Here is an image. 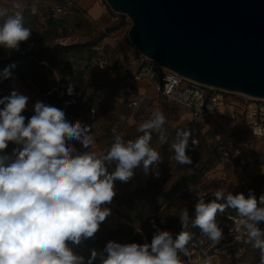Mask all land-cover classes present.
Returning a JSON list of instances; mask_svg holds the SVG:
<instances>
[{
  "label": "clouds",
  "instance_id": "1",
  "mask_svg": "<svg viewBox=\"0 0 264 264\" xmlns=\"http://www.w3.org/2000/svg\"><path fill=\"white\" fill-rule=\"evenodd\" d=\"M22 7L20 0L13 3L16 11L11 13L0 7V46L9 54L19 51L20 43L28 41L32 33L24 25L19 11ZM31 12L36 14L37 8L33 6ZM14 67L5 68L0 79L10 78ZM67 91L72 95L71 84ZM27 103L28 97L17 91L0 98V153L9 142L18 146L11 155L0 154V264H93L98 255L95 250L85 261L70 243L79 245L93 238L111 215L106 205L116 195L114 181H129L141 165L148 174L150 166L161 160L150 141L156 133L161 145L168 142L166 117L157 109L137 126L143 135L135 140L125 141L113 128L110 147L100 152L85 151L82 149L94 144L91 126L69 122L63 110L39 101L26 124L22 112ZM190 135L189 130L178 128L170 144L178 164H192L186 154ZM76 143L81 150L76 149ZM112 165L115 167L110 172ZM261 172L264 174V168ZM189 191L196 195L195 218L190 221L187 208L181 210L183 230L175 239L171 232L156 228L151 243L109 241L104 248L106 257L100 254V264H184L178 252L188 255L186 246L192 239L189 224L198 226L203 238L218 244L223 229L216 216L227 208L236 210L238 224L246 232L245 243L259 250V264H264V231L258 227L264 221V194L258 203L251 189L247 196L225 195L223 189H217L212 193L215 199L206 203L198 187L190 185ZM136 231L142 235L139 227Z\"/></svg>",
  "mask_w": 264,
  "mask_h": 264
},
{
  "label": "rangeland",
  "instance_id": "2",
  "mask_svg": "<svg viewBox=\"0 0 264 264\" xmlns=\"http://www.w3.org/2000/svg\"><path fill=\"white\" fill-rule=\"evenodd\" d=\"M72 1L79 6L76 0ZM99 1L105 5L106 10L97 19L81 9L58 11V7L63 5L65 0H20L23 7L19 9L27 20L26 27L32 30L31 34L36 39L35 44L27 42L24 45L26 50L55 44L65 46L96 42L91 63L85 55L75 51L71 54L61 51L60 55L64 53L63 55L66 54L70 59H57V63H62L59 67L65 64L73 65V75L83 72L82 82H72L82 101L88 96L93 97V101L87 105L90 106L86 113L77 119L82 124L91 126V134L94 137V144L89 149L82 150L103 151L114 141L113 128L124 138L127 134L137 132V126L157 109L166 117L164 127L167 130L168 142L161 145L158 139L156 143V149L163 151L161 160L150 166L148 174L144 173L142 165L138 166L135 184L127 185L128 181L122 182L118 179L114 181V189L118 187L119 190L113 201L106 205L111 209V215L101 223L95 236L89 238L94 246L84 240L79 245L70 243L73 251L85 257V261L95 250L98 255L93 264H100V254L106 257L104 252L96 250L98 247L94 242L104 246L109 241L151 243L156 228L171 232L175 239L183 230L179 218L181 210L187 208L191 221L195 218L197 202L196 195L189 191V186L166 201L160 200V194L169 192L179 180L198 187L199 192L204 194L206 203L215 199L212 193L217 189H223L225 195L232 192L233 195L244 193L245 196L251 189L258 203L260 195L264 194V174L261 172L264 168V137H253L251 130L240 122L245 97L242 94H228L226 104L235 107L236 111L231 114L232 107L223 106L219 110L231 109L230 116L221 115L219 112L216 118L202 121L193 119L186 109L167 102L157 95L153 83L148 78H132L139 51L129 39L131 19L125 14L114 12L105 0ZM15 2L16 0H0V7L8 8L11 13L16 11L12 8ZM33 6L37 8L36 14L31 12ZM14 52L15 50L9 54L8 50L0 46L2 57L10 56ZM69 73L70 69H64L63 75L59 77L58 83L63 87L68 86V81L72 79ZM10 84L18 93L28 97L26 108L34 111V105L38 101L50 105L47 93L40 91L31 80L14 78ZM133 99H137L139 104L130 107L129 103ZM125 103L130 108V115L127 117L121 116L122 105ZM117 115L119 116L116 119ZM108 126L109 131H104ZM178 128L191 132L186 149V154L192 159L190 165L178 164L172 158L174 150L170 148V144L175 139ZM193 140L195 144L192 143ZM225 144L239 150V155L231 162L226 161L224 157L222 146ZM74 146L78 151L81 150L79 143ZM11 153L5 149L4 153L0 154ZM114 167L115 165H112L109 171ZM243 181L246 186L242 184ZM135 203L137 207L134 209ZM156 206H160V209H155ZM223 213L226 214L224 219L218 222L223 233H230L231 229L236 231V227L240 226L237 213ZM138 214L140 217L136 221L129 219ZM137 227L141 229L142 235L136 231ZM197 227L189 224L188 231L192 237ZM261 230L264 231V228ZM245 240L246 237L243 242H236L234 246L232 242H227L222 248L236 249L240 244L243 252L238 264H258L259 250L245 243Z\"/></svg>",
  "mask_w": 264,
  "mask_h": 264
},
{
  "label": "water",
  "instance_id": "3",
  "mask_svg": "<svg viewBox=\"0 0 264 264\" xmlns=\"http://www.w3.org/2000/svg\"><path fill=\"white\" fill-rule=\"evenodd\" d=\"M130 42L203 85L264 99V0H105Z\"/></svg>",
  "mask_w": 264,
  "mask_h": 264
},
{
  "label": "built area",
  "instance_id": "4",
  "mask_svg": "<svg viewBox=\"0 0 264 264\" xmlns=\"http://www.w3.org/2000/svg\"><path fill=\"white\" fill-rule=\"evenodd\" d=\"M68 9L77 8L72 0H65V7ZM58 7V11L64 10ZM103 66V65H101ZM142 77L148 78L154 85L157 95L167 102H171L180 108L187 109L195 120H205L216 118L219 115V106L228 101L226 90L212 88L194 80L188 79L177 72L159 65L156 61L138 52L136 58V68L132 72V78L138 80ZM238 94V93H235ZM245 101L240 116V122L246 125L252 132L253 137H264V99L243 95ZM139 101L133 99L129 106H137ZM220 139V137H218ZM189 146V145H188ZM226 161L231 162L239 154V150L230 144L222 146ZM242 184L246 186V182ZM225 213H217V221H222ZM231 219L233 217L229 216ZM245 231L241 226L236 227V231L224 232L223 239L218 244L203 238L202 230L199 229L194 239L186 246L188 255L178 252L184 264H200L201 261L210 260L211 264H238V259L242 255L243 248L239 244L238 248H222L227 242L233 246L236 242H243ZM228 243V244H229ZM259 264V262H258Z\"/></svg>",
  "mask_w": 264,
  "mask_h": 264
},
{
  "label": "trees",
  "instance_id": "5",
  "mask_svg": "<svg viewBox=\"0 0 264 264\" xmlns=\"http://www.w3.org/2000/svg\"><path fill=\"white\" fill-rule=\"evenodd\" d=\"M60 7H65V3L61 5ZM68 9V8H64ZM80 9V7H79ZM77 8H72L68 10H79ZM24 19V25L27 23V20L25 18V15H23ZM26 26V25H25ZM35 38L31 34L28 41L21 42L19 51H15L10 56L2 57L0 54V73L4 71L5 68H7L9 65H15V67L11 70L12 76L8 79H0V98H3L5 96H9L12 91H16L10 84V81L14 78H20L22 80H31L40 91L43 93H47V96L49 97V103L51 106L57 107L65 112V117L69 122H76L77 119H79L81 116H83L89 106V102L93 101V97L88 96L87 98H84L85 100L82 101V97L79 96V94L76 92V87L72 85V82H82L84 80V74L79 75H73V70L75 67L70 64H65L63 67H59L62 63H57V59L59 57H64L67 59H70V57L63 55H60L61 51H65L67 54H71L73 51H75L77 54L85 55L91 63V59L94 56V47L96 46V42H86V43H74L69 44L65 46H59L57 44L47 47H42L39 49H24V45L27 42H31L35 44ZM64 69H70L69 75H72V79L68 81V86L63 87V85L58 83L59 77L63 75ZM63 83V81H62ZM69 84L73 86V93L72 95L68 94V87ZM133 86V85H132ZM3 108V105H0V109ZM22 115L25 116V123L27 124L28 119L34 115V111L25 108L24 112H22ZM130 115V108L125 104L122 105V114L121 116L127 117ZM119 115L116 116V119ZM104 131H109V126L104 128ZM143 135V133L139 132H133L131 134H127L124 137V140L127 141L129 139L135 140L138 136ZM158 140V136L156 133L152 134V139L150 141V146L154 148L155 150L160 152V156H163V151H161L159 148L156 149V143ZM18 147L16 144L9 142L8 147L6 148L9 151H13L14 148ZM137 167L134 169V175L133 177L127 182V185H132L137 182ZM190 183H185L183 180H179L175 186L169 191L165 192L163 194H160V200L166 201L173 196H175L178 192H180L182 189L190 186ZM119 188H115L116 194L118 193ZM223 203V201H220ZM137 207V203L133 205V208L135 209ZM155 209L159 210L160 206H156ZM149 211H151V208H149ZM226 212H234L236 213V210L227 208L225 209ZM140 215H136L135 217H129L131 221H136ZM258 227L260 229L264 228V221H261L258 223ZM200 228L197 227L194 236L189 241V243L194 239L196 234L198 233V230ZM246 237V232L244 233ZM247 238V237H246ZM85 243H89L91 246H94L91 244V239L84 240ZM96 246L98 247L96 250H100L104 252L105 246L102 245V243L94 242ZM105 253V252H104ZM105 255H107L105 253ZM180 260L182 259L181 256H179Z\"/></svg>",
  "mask_w": 264,
  "mask_h": 264
},
{
  "label": "crops",
  "instance_id": "6",
  "mask_svg": "<svg viewBox=\"0 0 264 264\" xmlns=\"http://www.w3.org/2000/svg\"><path fill=\"white\" fill-rule=\"evenodd\" d=\"M76 2L79 4L81 10H85L90 16L96 19L101 17L105 13V10H106L105 5H103L102 2L99 0H76ZM90 13H92V15ZM227 105L231 106L229 104H226L224 106H227ZM231 107H232L231 114H233L236 111V109H234L235 107L233 106ZM182 109H185V108H182ZM230 110L231 109H222V110H219V112L221 115L230 116V113H229Z\"/></svg>",
  "mask_w": 264,
  "mask_h": 264
},
{
  "label": "bare ground",
  "instance_id": "7",
  "mask_svg": "<svg viewBox=\"0 0 264 264\" xmlns=\"http://www.w3.org/2000/svg\"><path fill=\"white\" fill-rule=\"evenodd\" d=\"M238 94H239V93H238ZM224 105H226V103H225V104H223V105H220V106H219V108H220V107H222V106H224ZM219 108H218V110H219Z\"/></svg>",
  "mask_w": 264,
  "mask_h": 264
}]
</instances>
